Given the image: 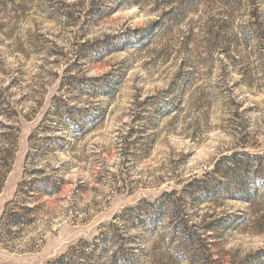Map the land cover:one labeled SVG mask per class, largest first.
Returning a JSON list of instances; mask_svg holds the SVG:
<instances>
[{
  "label": "rangeland",
  "instance_id": "obj_1",
  "mask_svg": "<svg viewBox=\"0 0 264 264\" xmlns=\"http://www.w3.org/2000/svg\"><path fill=\"white\" fill-rule=\"evenodd\" d=\"M263 42L264 0H0V217L32 170L64 179L17 238L1 227L0 264H50L115 220L106 256L133 264H264Z\"/></svg>",
  "mask_w": 264,
  "mask_h": 264
},
{
  "label": "trees",
  "instance_id": "obj_2",
  "mask_svg": "<svg viewBox=\"0 0 264 264\" xmlns=\"http://www.w3.org/2000/svg\"><path fill=\"white\" fill-rule=\"evenodd\" d=\"M253 24L256 23L253 22ZM261 45L264 49V42L261 43ZM3 91H0V114L4 116V118H7V120L10 122V119H13L14 115L10 114L9 109H2L3 105L9 104L6 91ZM49 113L50 112H48L46 116H50ZM54 115L59 114L58 112H55ZM24 117L26 118V116ZM6 128L8 132L6 135H2L4 137V144L0 146V192L4 187V181L11 170L14 155L17 149V137L13 135L14 133H12L13 129L16 127H12L10 124H7ZM126 138H129V136ZM128 154L129 153L126 151V155ZM242 155L244 154L236 153L234 155H227L223 157L217 161L214 169L209 174H220V165H223L230 171H232L236 166L239 167L241 159L243 158ZM248 156L254 159L262 157L247 154V157ZM248 164V167L252 166V164ZM44 173L45 172L41 169L39 171L32 170L29 174L34 177L30 180L25 179L18 185L15 198L7 203L0 217V230L4 228L6 233L5 235H7L11 240L17 238L21 231L30 225H33L42 218V213L44 210L42 199L45 196L52 197L58 194L61 192L64 186V179L62 177H54L52 175L45 176ZM195 182L198 184V188H200V185L207 186V181H204L203 179H198ZM173 194L174 191L166 192L163 200L170 198ZM161 202L162 200L156 202L143 201L138 206L126 210L124 213L119 215V217L123 221L132 220V222L135 223L136 221H139V218L143 217V215H148L150 220L154 221L157 219L158 213L166 210L165 207L168 204H173V201L171 200L168 201L166 205L162 204ZM118 222L119 221L115 220V222L108 223L104 226L105 231L101 233L100 237L95 238L93 241H81L76 247L71 248V250H69L66 254L56 258L50 262V264H133L130 262L128 250L123 249V252L119 250L113 251L110 256H106L111 251L103 248V245H107L111 242L118 243V239H126L123 237V234L128 231V227H125V225H123V227H119Z\"/></svg>",
  "mask_w": 264,
  "mask_h": 264
}]
</instances>
